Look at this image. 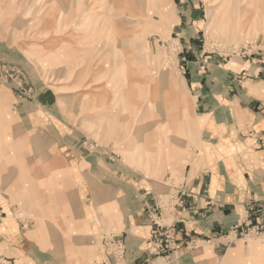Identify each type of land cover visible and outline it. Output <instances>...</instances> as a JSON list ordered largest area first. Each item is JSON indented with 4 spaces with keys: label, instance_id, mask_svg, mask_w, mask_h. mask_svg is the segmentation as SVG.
Wrapping results in <instances>:
<instances>
[{
    "label": "rangeland",
    "instance_id": "obj_1",
    "mask_svg": "<svg viewBox=\"0 0 264 264\" xmlns=\"http://www.w3.org/2000/svg\"><path fill=\"white\" fill-rule=\"evenodd\" d=\"M187 62L244 80L264 69V0H0V202L12 206L8 216L0 208V225L9 219L21 235L54 227L46 238L53 245L73 239L77 232L63 229L80 206L70 177L51 164L66 151L106 160L140 182L178 186L200 138ZM166 188L144 209L151 227L148 210L172 193ZM257 209L251 202L246 212ZM168 213L159 209L163 223L173 220ZM230 233L228 252L241 247L232 264H264V222ZM113 239L123 253L108 238L109 255L121 264L125 242ZM152 256L169 257L154 246Z\"/></svg>",
    "mask_w": 264,
    "mask_h": 264
},
{
    "label": "crops",
    "instance_id": "obj_2",
    "mask_svg": "<svg viewBox=\"0 0 264 264\" xmlns=\"http://www.w3.org/2000/svg\"><path fill=\"white\" fill-rule=\"evenodd\" d=\"M190 63L186 84L193 93V126L200 138L178 182L192 195L172 216L175 251L167 258H153V244L148 240L151 223L144 209L166 187L130 178L106 160L81 157L76 150L67 152L65 148L70 147L64 145L67 157L51 160L58 167L52 172L72 181L79 217L67 218L71 225L63 230L77 234L64 242L60 237L53 245L46 238L54 227L39 224L32 233L21 235L5 219L0 225V257L13 264H116L109 255V235L125 242L121 264H145L147 258L150 264L167 259L166 264H220L225 255L226 264H232L240 257L241 247L227 249L236 239L231 228L249 220L264 222V69L254 68L255 74L244 80L216 64L199 69ZM154 145L161 148L155 140ZM52 196L60 198L59 212L62 193L55 191ZM251 202L257 212H246ZM0 208L6 216L12 214L10 204L0 202Z\"/></svg>",
    "mask_w": 264,
    "mask_h": 264
},
{
    "label": "bare ground",
    "instance_id": "obj_3",
    "mask_svg": "<svg viewBox=\"0 0 264 264\" xmlns=\"http://www.w3.org/2000/svg\"><path fill=\"white\" fill-rule=\"evenodd\" d=\"M165 187H168L172 193H170V195L166 198V200L158 199L157 202H153V204L155 205V207H157L159 209H167V211H169L168 215H170L172 217L173 214L175 212H177L178 209H183L185 207V205H186L185 201L187 198L191 197L192 193L185 190L184 187H182L180 185L177 186V185H174L172 183L169 185H166ZM217 199L218 198H216V200ZM148 212L150 213L149 218L153 222L152 227H151L150 232H149V236H148L149 241L152 242V240L150 239L151 230L156 229L158 225L172 229V232L174 234L173 242H172V245L170 247V250H168V252H166L165 254L164 253L161 254V253L157 252L156 246L152 242L156 256H164V257L169 256L176 249V235H177V233L175 230V222L171 221L168 224L163 223L161 221V216L159 218H156L154 216L153 212H150L149 210H148ZM22 213H18V214H22ZM113 237H114V235H110V237H108V238H109V240H111ZM112 241H115V240L113 239ZM111 249H113V248H111ZM147 263H148V261L146 260V264Z\"/></svg>",
    "mask_w": 264,
    "mask_h": 264
},
{
    "label": "built area",
    "instance_id": "obj_4",
    "mask_svg": "<svg viewBox=\"0 0 264 264\" xmlns=\"http://www.w3.org/2000/svg\"><path fill=\"white\" fill-rule=\"evenodd\" d=\"M157 210H158V213H157ZM152 212L156 218L160 217L158 215L159 214V208L154 207V209H152ZM19 216H21V214H19ZM1 217H2V212L0 211V218ZM173 236H174V234L172 232V229L158 225L156 229L151 230L150 239L152 240V242L156 246L157 252H159L161 254H163V253L165 254L166 252H168V250H170V247H171L172 242H173ZM112 240H113V238L111 240H109L110 248L115 249L117 256L120 257L123 253L122 242L120 240H116V239H115V241H112Z\"/></svg>",
    "mask_w": 264,
    "mask_h": 264
}]
</instances>
